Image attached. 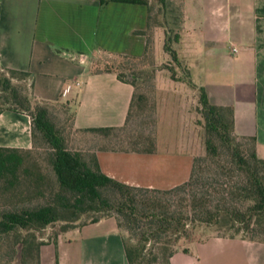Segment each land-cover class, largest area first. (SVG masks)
<instances>
[{
	"label": "crops",
	"instance_id": "0c3cea01",
	"mask_svg": "<svg viewBox=\"0 0 264 264\" xmlns=\"http://www.w3.org/2000/svg\"><path fill=\"white\" fill-rule=\"evenodd\" d=\"M148 5L0 0V67L24 73L27 92L34 100L65 102L72 112V129L119 127L126 119L134 85L114 71L94 70L90 61L97 52L141 59L148 42L154 47L164 40L166 23L159 18L176 11L174 34L184 37L175 40L176 61L187 68L193 85L203 87L207 99L208 88L214 84L209 82L213 76L209 69L228 68L216 78L218 86L228 88L226 97L210 103L231 107L234 133L253 137L255 154L264 158V0H162L156 19L150 10L149 24ZM181 47L184 57L177 53ZM63 55L78 65L67 63ZM85 63L86 68L80 67ZM196 68L200 70L194 77ZM68 77L74 82H66ZM154 82L161 94L174 87L168 77L156 76ZM158 108L154 151L96 148V162L104 175L157 189L188 178L192 153L180 144L170 116L163 120L170 105L163 101ZM31 145L28 114L0 110V147L30 149ZM109 222V218L99 219L42 244L39 264H127L120 233L114 220ZM76 230L81 235L73 245L67 236ZM192 245L205 251L193 252ZM190 246L174 252L169 264H264V243L239 236H214Z\"/></svg>",
	"mask_w": 264,
	"mask_h": 264
},
{
	"label": "trees",
	"instance_id": "16d2710c",
	"mask_svg": "<svg viewBox=\"0 0 264 264\" xmlns=\"http://www.w3.org/2000/svg\"><path fill=\"white\" fill-rule=\"evenodd\" d=\"M110 1L147 5L146 0H98V4ZM150 10L148 5V24ZM163 48L176 61L173 49L166 43ZM23 75L0 67V110L16 109L30 118V149L0 147V199L36 201L33 206L0 210V235H16L18 264H39L38 232L48 224L63 222L65 232L107 214L113 215L127 264H157L158 259L169 264L174 252L186 251L179 243L199 226L211 227L218 237L264 243V158L255 154L253 137L234 133L231 107L209 103L203 87L188 80L197 90L196 122L202 128L203 153L192 156L184 182L157 189L104 175L94 154L96 148L152 152L153 141L146 149L121 148L107 134L121 126L70 129L74 136L68 139L48 114L47 105L58 101L35 100L42 105L31 106L34 99ZM14 78L17 85L22 82V90L9 85ZM65 110L71 126L72 112L66 103ZM91 141L93 145L88 144ZM36 149L42 151L47 168ZM82 217L87 221L76 225Z\"/></svg>",
	"mask_w": 264,
	"mask_h": 264
},
{
	"label": "rangeland",
	"instance_id": "374dc122",
	"mask_svg": "<svg viewBox=\"0 0 264 264\" xmlns=\"http://www.w3.org/2000/svg\"><path fill=\"white\" fill-rule=\"evenodd\" d=\"M151 7L152 16L154 19L157 18V12H160V7L158 5L157 0H146ZM176 11H171L166 13L164 18H159V22L166 23V35L164 40L158 44V46H152V42L149 44L146 53L141 59L133 60L132 58L126 56H112L107 53L97 52L95 57L90 61L94 70L103 71V70H111L116 74L120 75L122 79L131 81L134 85V96L131 109L129 110V114L127 116L126 122L120 128L113 129L107 132L108 137L111 139V142L119 145L121 148L126 149H146L148 145H150V141H153L155 148V139H156V112L159 111L160 104L166 101L167 105H170L169 113H165L163 120L166 119L165 115L170 116L171 120L174 121L175 127L177 128L178 140L184 149H187L192 153V156L200 155L203 153V140H202V128L196 122L198 119V113L196 112L197 107V90L193 85L188 83L190 81L188 70L185 66H182L177 61L170 56V53L163 50V44L166 43L173 50L176 49L175 40L177 42L178 38L183 36H177L174 34V25H176ZM184 38V37H183ZM95 48V43L93 45ZM163 53V54H162ZM180 57H184L185 52L182 51V47L177 51ZM162 55L165 58L162 59ZM67 63H71L72 65H78L77 61L69 62V59L66 55L62 56ZM90 66V67H92ZM80 67L86 68V63L82 64ZM199 68L194 69V77L199 73ZM210 73L213 75L209 78V82H213L214 84H210L209 96L208 100L210 102H217L218 100L224 99L228 93V88L225 85L218 86L216 81L218 76L221 73H224L228 70L227 67H212ZM53 74V73H52ZM162 76L163 78H169L172 80L170 82V86H174L173 89H169V93H160L155 89V77ZM203 78V77H202ZM51 79L55 80V77L52 75ZM80 77H77V81H79ZM17 79L14 78L12 82L9 84L13 87H21L22 90V82L17 85ZM178 81V82H177ZM66 82H74L71 81V78H67ZM182 82L184 84H182ZM24 83V82H23ZM29 88V86H25V88ZM209 87V86H208ZM26 88V89H27ZM207 90V92H208ZM9 92L8 88L5 89L4 93ZM0 93H3L0 91ZM160 93V94H159ZM1 95V94H0ZM141 97L140 100L137 101L136 97ZM166 99V100H165ZM38 101V100H37ZM34 105H42L41 103L36 102L35 100L31 101V106ZM48 114L51 121L56 124L58 128L62 129V134L65 135L68 139L74 136V132L71 131L72 128L70 126V116L67 117V113L65 110V102L58 101L54 104L47 105ZM167 117V119H169ZM166 121V120H164ZM173 123V124H174ZM71 129V130H70ZM73 132V134H72ZM77 137V135H76ZM177 138L176 136L174 137ZM80 139V138H79ZM70 142V140H69ZM67 142V145L69 144ZM93 141L88 142L89 145H93ZM41 146V142L38 143ZM40 149L34 150L35 153H39V158L42 161V166L45 169V160L40 152ZM47 168V167H46ZM34 201H29L24 198L21 201H10L9 199H0V210L3 209H11L18 208L22 206H33L35 204ZM113 215L107 214L103 218H109V221L112 222ZM111 217V218H110ZM102 218V219H103ZM84 220L82 217L78 220L76 225H79ZM109 222V223H110ZM64 224L60 221H55L51 224H48L45 228L41 229L38 232V236L42 241V244L54 242L58 236H60L64 230ZM124 235H127L125 231L122 232ZM79 230L72 231L68 234V238L70 237L71 243H76L78 241ZM214 233L211 227L208 226H199L193 230V233L188 237V239L183 240L179 243L178 247L190 246L192 242H200L205 239H209L214 237ZM16 235L13 232L0 235V264H18L17 256H15L17 252V245L14 240ZM74 245V244H73ZM72 248V245L69 246ZM193 252H204L205 250H198L192 246H190ZM196 250V251H195ZM157 264H163L161 259H158Z\"/></svg>",
	"mask_w": 264,
	"mask_h": 264
},
{
	"label": "built area",
	"instance_id": "2783aa9c",
	"mask_svg": "<svg viewBox=\"0 0 264 264\" xmlns=\"http://www.w3.org/2000/svg\"><path fill=\"white\" fill-rule=\"evenodd\" d=\"M232 50L234 51V50H235V48H232Z\"/></svg>",
	"mask_w": 264,
	"mask_h": 264
}]
</instances>
